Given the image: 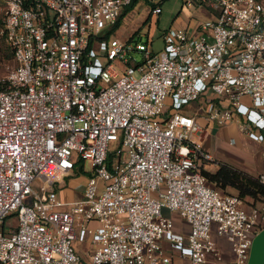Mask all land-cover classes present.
<instances>
[{"label": "built area", "instance_id": "2783aa9c", "mask_svg": "<svg viewBox=\"0 0 264 264\" xmlns=\"http://www.w3.org/2000/svg\"><path fill=\"white\" fill-rule=\"evenodd\" d=\"M131 1L0 0L15 61L0 76V264H248L264 199L202 169L212 125L232 120L264 160V0H185L213 16L168 27L159 52L105 36ZM80 160L82 196L64 200L56 173Z\"/></svg>", "mask_w": 264, "mask_h": 264}, {"label": "rangeland", "instance_id": "374dc122", "mask_svg": "<svg viewBox=\"0 0 264 264\" xmlns=\"http://www.w3.org/2000/svg\"><path fill=\"white\" fill-rule=\"evenodd\" d=\"M153 4L160 7L158 13L152 12ZM211 14L212 10L206 2H192L188 5L185 0H136L120 17L118 25L110 29L108 35L109 38H119L122 41L129 39L147 41L150 37L152 40L151 48L154 52H159L163 48L162 34L165 29L180 24H197L206 18L212 17L210 16ZM95 49L98 55L104 59L103 46H97ZM134 55L140 58L142 54L141 52H135ZM13 65L14 62L12 57H10L8 46L0 35V76L7 74ZM187 107V105H184L183 110ZM222 128L224 129L221 131V126L218 127V131L210 133L207 137L206 148L212 153L213 160L206 162L204 168L211 171L217 167L216 163L220 160L221 150L222 152L231 150V154H235L238 159H243L244 163L248 165L253 164L258 159V156H260L259 149L262 148L261 144L246 137L244 132L236 124H232L231 126L223 125ZM230 136L235 138L233 144L228 143ZM114 143V141H111L110 146L113 147ZM91 170L92 167L88 160H80L69 173H56V179L59 181V186H57L58 194L62 190L64 195L70 197V201L81 197L82 185L85 184ZM226 190L233 193L236 192L230 186H227ZM80 193L81 195L76 198V195ZM170 216L173 217L176 223L180 222V218L176 213H171ZM73 244L76 251L82 254L80 250L82 243L75 240ZM181 262L182 258L175 257L176 264H180Z\"/></svg>", "mask_w": 264, "mask_h": 264}, {"label": "trees", "instance_id": "16d2710c", "mask_svg": "<svg viewBox=\"0 0 264 264\" xmlns=\"http://www.w3.org/2000/svg\"><path fill=\"white\" fill-rule=\"evenodd\" d=\"M136 0H132L129 5H127L124 11L121 13L120 17L124 14V12L129 9ZM156 6V4L152 6V8ZM120 17L118 20L113 24V28L118 25L120 22ZM110 32L107 31L105 36L108 35ZM8 46V45H7ZM10 57L13 60V54L10 48ZM14 64L15 61L13 60ZM112 155V154H110ZM203 173L207 177L208 181L213 184L214 186L226 190L227 186H230L238 192L239 195L248 197L251 199L252 203H256L262 201L264 199V183L259 181V179L252 174H249L243 170H240L226 162H220L217 168L214 171H209L205 168L202 169Z\"/></svg>", "mask_w": 264, "mask_h": 264}, {"label": "crops", "instance_id": "0c3cea01", "mask_svg": "<svg viewBox=\"0 0 264 264\" xmlns=\"http://www.w3.org/2000/svg\"><path fill=\"white\" fill-rule=\"evenodd\" d=\"M210 16H213V10H212V14ZM180 25H185V24H180ZM211 95H212V93H209L208 94V96H211ZM204 99H205L204 97L203 98H200L198 100V102H196V104H198V103L204 104ZM195 105H194V103L191 104V105H187L188 107L185 109V111L187 113H189V114H193V112H194V106ZM204 119H205L204 117H199V120L201 122H204ZM232 124H236L237 126H239V124H238V122L236 120H232V121H229V122H227L225 124H222V125L213 124L212 125V129H213V127H216V129H215V132H216V131H218V127L221 126V129L220 130L222 131L224 129V128H222L223 125L231 126ZM212 129H211V132L210 133H215V132H212ZM244 135H246V134L244 133ZM207 137L205 138V142H204L205 148L207 147L206 146L207 141H208L207 140ZM246 137H248V136L246 135ZM251 140H253V139H251ZM234 141H235V138L230 136L229 137V140H228V143L229 144H233ZM253 141H255V140H253ZM258 143H260V142H258ZM261 146H262V144H261ZM260 149H262V148H260ZM260 149H259V155L260 156H258V159L256 161H254L253 164H251V165L250 164L248 165V164L244 163L243 159L242 160L241 159H238V157L235 154H231V150H229V151L226 150L225 152H222V150H221L220 151L221 157H220V160L217 161L216 166H218V164L220 162H226V163H228V164H230V165H232V166H234V167H236V168H238L240 170H243V171H245V172H247L249 174H252V175H255L256 176L258 174V172H260V171H262L264 169V160H263L262 154H260L261 153L260 152ZM215 169H213L211 171H214ZM73 172H75V171H73ZM84 185H82L81 193L83 191ZM58 186H59V182H58ZM81 193L79 195H76V198H78L81 195ZM59 196H60V198L62 197V198L67 199V200L70 199V197L68 195H64V193H63L62 190L59 191ZM172 213L174 214L176 212H172ZM80 247H81L80 250L82 252L83 257L85 259H88L89 254L86 251V249L88 250V248H89L88 242L82 243ZM231 262H232V256H231Z\"/></svg>", "mask_w": 264, "mask_h": 264}, {"label": "water", "instance_id": "95a60500", "mask_svg": "<svg viewBox=\"0 0 264 264\" xmlns=\"http://www.w3.org/2000/svg\"><path fill=\"white\" fill-rule=\"evenodd\" d=\"M213 127L212 132H215ZM264 259V227L252 239L248 264H263Z\"/></svg>", "mask_w": 264, "mask_h": 264}]
</instances>
